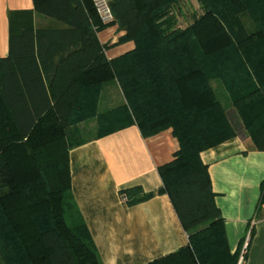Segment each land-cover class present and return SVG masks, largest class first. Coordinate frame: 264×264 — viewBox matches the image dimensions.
Returning a JSON list of instances; mask_svg holds the SVG:
<instances>
[{
	"label": "trees",
	"instance_id": "16d2710c",
	"mask_svg": "<svg viewBox=\"0 0 264 264\" xmlns=\"http://www.w3.org/2000/svg\"><path fill=\"white\" fill-rule=\"evenodd\" d=\"M188 1L109 0L108 24L124 31L118 41L135 43L111 59L97 37L108 24L91 0H33L56 22L43 28L32 11L9 13V53L0 58V264H101L70 187L69 150L82 141L67 131L95 116L110 80L142 136L170 128L179 142L158 167L157 192L168 195L188 244L147 264L237 263L200 153L234 136L264 151V0H195L191 17ZM152 194L125 190L129 204Z\"/></svg>",
	"mask_w": 264,
	"mask_h": 264
},
{
	"label": "crops",
	"instance_id": "0c3cea01",
	"mask_svg": "<svg viewBox=\"0 0 264 264\" xmlns=\"http://www.w3.org/2000/svg\"><path fill=\"white\" fill-rule=\"evenodd\" d=\"M24 11H32L34 27L56 25L33 10V0H0V58L9 53V13ZM123 34L116 24L98 30L100 43L108 45V59L135 47L133 40L118 41ZM213 86L227 104L219 81ZM124 103L116 81L105 82L95 116L73 126L81 144L69 150L73 202L101 264H147L173 257L188 244L168 195L157 192L162 186L158 167L173 159L179 142L170 128L142 136ZM200 157L207 165L229 251L238 252L239 258L247 243L240 264H264V151L252 149L250 139L234 136L201 151ZM133 189L153 194L129 204L125 190Z\"/></svg>",
	"mask_w": 264,
	"mask_h": 264
},
{
	"label": "built area",
	"instance_id": "2783aa9c",
	"mask_svg": "<svg viewBox=\"0 0 264 264\" xmlns=\"http://www.w3.org/2000/svg\"><path fill=\"white\" fill-rule=\"evenodd\" d=\"M91 2L95 8V11L100 21L103 24H108L111 21H113L114 16H113V12H112L109 0H91ZM246 247H247V243H244V246L238 258V264H240L244 259Z\"/></svg>",
	"mask_w": 264,
	"mask_h": 264
},
{
	"label": "rangeland",
	"instance_id": "374dc122",
	"mask_svg": "<svg viewBox=\"0 0 264 264\" xmlns=\"http://www.w3.org/2000/svg\"><path fill=\"white\" fill-rule=\"evenodd\" d=\"M186 13L190 16L191 14L193 13H196L198 14L199 13V8L197 7V2L195 0H189L188 1V8H187V11ZM191 17V16H190ZM189 17V19H191ZM185 25V24H184ZM68 133H71L70 134V139H78V132H76L75 128L72 126V128H69V131H67ZM67 133V135L69 136V134Z\"/></svg>",
	"mask_w": 264,
	"mask_h": 264
}]
</instances>
